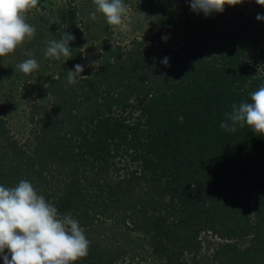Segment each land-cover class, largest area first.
<instances>
[{"label": "trees", "instance_id": "trees-1", "mask_svg": "<svg viewBox=\"0 0 264 264\" xmlns=\"http://www.w3.org/2000/svg\"><path fill=\"white\" fill-rule=\"evenodd\" d=\"M75 16L69 5L62 20L73 28ZM75 32L43 89L53 108L30 106L33 138L18 142L0 114V185L28 180L81 227L109 219L140 233L154 264H190L208 231L226 240L210 253L216 264H264V136L220 127L264 84V20L237 9L197 21L167 65L148 50L154 34L106 44L87 78L69 84L83 60ZM127 254L95 241L76 264H121Z\"/></svg>", "mask_w": 264, "mask_h": 264}, {"label": "rangeland", "instance_id": "rangeland-1", "mask_svg": "<svg viewBox=\"0 0 264 264\" xmlns=\"http://www.w3.org/2000/svg\"><path fill=\"white\" fill-rule=\"evenodd\" d=\"M124 3L128 7L124 18L128 30L123 32L117 26L109 25L102 13L97 12L95 20L91 18L90 13L96 11L93 0H39L36 8L25 13L26 22L35 26L36 34L30 41L26 40L18 46L15 52L0 57V114L6 121L10 135L18 142L31 140L34 136L30 132L33 126L29 121V109L33 103L53 108L50 96L43 89L67 58H45L43 50L49 40L60 39L64 31L71 33L75 28V33L84 41L81 62L84 67L81 75L84 76L96 68L98 56L106 44H120L128 48L133 40L139 41L154 34L153 48L149 46L148 50L155 49L153 56L162 62L172 50L184 44L187 35L196 28L197 21L205 23L213 18H228L237 9H242L249 16L264 14V6L258 5L255 0H244L236 6L226 5L223 13L214 12L209 16L192 11L190 0H124ZM69 5H74L76 9L73 28L62 20V13ZM28 58L37 59L40 63L38 70L24 74L15 69L17 64ZM82 228L90 242L124 247L128 253L127 261L121 264H154L158 261L150 252L145 237L109 219L98 220ZM249 239L245 237L236 242L241 247ZM212 251L210 248L204 249L202 245L199 257L188 254L186 258L190 264H216L210 254ZM5 254H8V250ZM2 263L4 260L0 256Z\"/></svg>", "mask_w": 264, "mask_h": 264}, {"label": "clouds", "instance_id": "clouds-1", "mask_svg": "<svg viewBox=\"0 0 264 264\" xmlns=\"http://www.w3.org/2000/svg\"><path fill=\"white\" fill-rule=\"evenodd\" d=\"M93 2L96 5V11L90 13L93 20L99 12L109 25L117 26L121 32L128 30L124 20L128 7L124 0ZM243 2L190 0V7L194 12L209 16L214 12L223 13L226 5L236 6ZM255 2L264 6V0ZM38 4L39 0H0V57L15 52L18 46L34 37L36 28L26 22L25 13ZM256 19L264 20V14H257ZM75 39L74 35L64 31L60 39L49 40L43 50L45 58H69L70 42ZM162 63L167 65L168 58ZM39 67L37 59L28 58L15 69L30 74ZM74 68L67 73L69 84H74L77 77L87 78L81 75L84 71L82 65L76 64ZM250 101L234 104L231 113H225L220 127L227 132H236L237 126L243 128L247 125L252 132L264 136V84L250 93ZM90 244L79 221L71 214L61 216L55 205L38 194L30 181L21 180L14 187L0 185V256L4 264H76L88 255ZM6 249L8 254H5Z\"/></svg>", "mask_w": 264, "mask_h": 264}, {"label": "built area", "instance_id": "built-area-1", "mask_svg": "<svg viewBox=\"0 0 264 264\" xmlns=\"http://www.w3.org/2000/svg\"><path fill=\"white\" fill-rule=\"evenodd\" d=\"M199 238L201 240V245H203L204 249L210 248L212 250H214L215 247L220 243L226 241L225 239L213 235L210 231L202 232Z\"/></svg>", "mask_w": 264, "mask_h": 264}]
</instances>
